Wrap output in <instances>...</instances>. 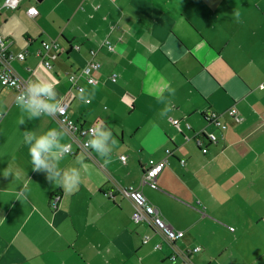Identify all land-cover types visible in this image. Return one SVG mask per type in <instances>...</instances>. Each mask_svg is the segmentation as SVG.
I'll return each instance as SVG.
<instances>
[{
	"label": "crops",
	"instance_id": "crops-1",
	"mask_svg": "<svg viewBox=\"0 0 264 264\" xmlns=\"http://www.w3.org/2000/svg\"><path fill=\"white\" fill-rule=\"evenodd\" d=\"M0 34L26 52L13 62L20 76L54 80L71 119L103 122L117 141L108 163L91 148L77 150L50 115L27 119L0 84V264H174L175 250L195 246L187 264H264V0H21L15 10L0 0ZM45 40L59 44L50 69L37 56ZM93 50L98 83L73 90L69 74ZM166 103L172 111L161 117ZM212 112L225 129L206 120ZM53 128L76 150L59 167L88 165L72 192L33 170L24 142L27 131ZM196 131L217 141L203 152L190 138ZM163 158L155 186L141 184L149 160ZM129 186L184 237L173 245L135 221L120 191Z\"/></svg>",
	"mask_w": 264,
	"mask_h": 264
},
{
	"label": "built area",
	"instance_id": "built-area-1",
	"mask_svg": "<svg viewBox=\"0 0 264 264\" xmlns=\"http://www.w3.org/2000/svg\"><path fill=\"white\" fill-rule=\"evenodd\" d=\"M3 7L7 10H15L18 8L21 0H1ZM28 15L35 16L38 14V9L35 6H31L27 10ZM14 41L13 39L0 34V84L4 87L10 88L15 92V98L24 93L30 84L29 81L22 76H20L13 67V62L15 60L23 61L26 59V52H15L11 49ZM106 46L109 49H113V46L106 41ZM59 50V44L56 41H42L41 48L37 51V56L40 58V62L48 69L52 67L51 60L57 56ZM91 59L86 65L76 72L69 74V80L71 83V88L78 92H83L85 90V85H95L98 83L97 72L100 70L101 64L94 59L95 51H91ZM112 81L116 80V75L111 77ZM263 87V86H261ZM65 111L63 114L57 113L56 115H50L60 126V128L68 133L72 142L76 144L77 150L88 151L90 147L87 146V140L89 139V130L94 125H83L70 118L68 113V103L61 102ZM228 113L232 115L237 121L240 120L238 110L236 107H232L228 110ZM2 114L0 113V117ZM220 114L216 112L209 113L205 115L206 120L214 122L219 125L222 129L226 128V125L219 120ZM176 125L179 123L178 120L174 122ZM187 128L191 129V126L187 124ZM193 138L197 145L202 148L203 152L207 151L206 141L216 142L217 135L210 132L196 131ZM188 138V139H190ZM166 153L170 154L171 149L167 148ZM70 154H76V150L70 147ZM123 163L127 162L128 156L122 155L120 157ZM185 162V160H182ZM167 164V159L163 158L160 160L150 159L147 169L141 179V184H150L155 186V181L157 176L164 170ZM121 193L128 196L132 201L134 206V212L132 218L135 221L144 222L149 224L151 227L160 232L165 240L170 244L176 243L178 240L184 237V231L175 229L169 222L165 220L161 211L154 206L147 196L144 194L140 187L129 186L120 189ZM106 196L112 197L114 195L113 191H108L105 193ZM60 196L55 195L52 197V205L56 206L57 201ZM149 235H146L144 242L149 241ZM156 248H161L160 244L156 245ZM201 250L200 246H195L192 250L187 251H177L170 255V260L174 264H187L190 252H196ZM182 261V262H181Z\"/></svg>",
	"mask_w": 264,
	"mask_h": 264
},
{
	"label": "clouds",
	"instance_id": "clouds-1",
	"mask_svg": "<svg viewBox=\"0 0 264 264\" xmlns=\"http://www.w3.org/2000/svg\"><path fill=\"white\" fill-rule=\"evenodd\" d=\"M163 88L174 95L175 90L171 89L167 83L163 85ZM57 96L54 80L36 79L28 85L24 93L15 98V102L23 112L27 113V119L32 120L42 114H63L65 109L57 100ZM162 97V93L157 94V99L164 103ZM80 99L85 103L90 102L84 97H80ZM170 111H172V107L166 103L160 112V116L164 117ZM24 123L25 119L22 117L20 124L23 125ZM89 133L87 146L99 157L105 158V163L110 162L108 158H110L117 144L112 131L103 122H99L89 130ZM64 136L65 133L62 130L55 128L49 129L39 136L34 132L27 131L24 133V142L29 146L33 170L37 172L44 170L48 181L58 183L65 191L72 192L77 190L83 182V173L88 171V165L82 160L78 162L79 167L67 169L59 167L60 161L70 154L71 145L62 143Z\"/></svg>",
	"mask_w": 264,
	"mask_h": 264
},
{
	"label": "trees",
	"instance_id": "trees-1",
	"mask_svg": "<svg viewBox=\"0 0 264 264\" xmlns=\"http://www.w3.org/2000/svg\"><path fill=\"white\" fill-rule=\"evenodd\" d=\"M89 149H90V148H89ZM89 149H88V150H89ZM55 195H56V194H53V196H55Z\"/></svg>",
	"mask_w": 264,
	"mask_h": 264
}]
</instances>
